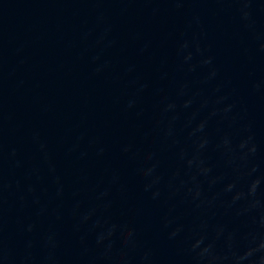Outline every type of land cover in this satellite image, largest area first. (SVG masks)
Returning <instances> with one entry per match:
<instances>
[{
  "label": "water",
  "instance_id": "water-1",
  "mask_svg": "<svg viewBox=\"0 0 264 264\" xmlns=\"http://www.w3.org/2000/svg\"><path fill=\"white\" fill-rule=\"evenodd\" d=\"M0 264H264V0H0Z\"/></svg>",
  "mask_w": 264,
  "mask_h": 264
}]
</instances>
